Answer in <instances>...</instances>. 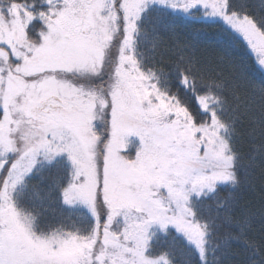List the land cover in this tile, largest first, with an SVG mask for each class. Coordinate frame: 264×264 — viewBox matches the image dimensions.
I'll use <instances>...</instances> for the list:
<instances>
[{
    "label": "snow or ice",
    "instance_id": "1",
    "mask_svg": "<svg viewBox=\"0 0 264 264\" xmlns=\"http://www.w3.org/2000/svg\"><path fill=\"white\" fill-rule=\"evenodd\" d=\"M165 18L219 29L251 67L167 44ZM177 252L264 264V0H0V264Z\"/></svg>",
    "mask_w": 264,
    "mask_h": 264
},
{
    "label": "trees",
    "instance_id": "2",
    "mask_svg": "<svg viewBox=\"0 0 264 264\" xmlns=\"http://www.w3.org/2000/svg\"><path fill=\"white\" fill-rule=\"evenodd\" d=\"M250 2H258V0H250ZM167 26V27H166ZM157 28L159 29L160 35L164 38V41L171 45L172 34L173 31L179 36L180 39L187 38L190 41H193L195 47L197 49L198 55H207L211 54L214 57L225 56L230 58L233 62L241 65H245L251 67L253 60L247 50L246 47L242 45V43H237L235 41L230 40L226 34L221 32L219 29L212 28L206 29L201 32L199 35H196L193 32V29L190 25H187L180 18H165L157 24ZM257 79H261L260 73L254 74ZM245 130L247 129V125L244 126ZM243 151H248V138L245 137L243 144L241 145ZM57 173L56 168H51L48 172L50 177H55ZM254 175L257 177L255 188L245 190L242 195V203L250 202L251 205L259 207L260 204V191L261 185L259 182L260 169L256 168L254 170ZM33 183H39V181H33ZM229 189H225L220 193V195L227 196ZM206 204H212V200L209 199L206 201ZM54 210L53 215H57L60 212L67 213L69 210L67 208L61 207L58 203H52L50 207V211ZM82 214V213H77ZM257 238H259V234L256 233ZM159 248H167V244L165 243V238H161L157 244ZM241 256H234L232 259L234 261H239ZM176 264H181L182 257L179 252L176 253L174 257Z\"/></svg>",
    "mask_w": 264,
    "mask_h": 264
}]
</instances>
